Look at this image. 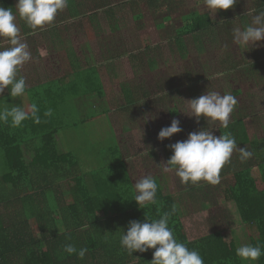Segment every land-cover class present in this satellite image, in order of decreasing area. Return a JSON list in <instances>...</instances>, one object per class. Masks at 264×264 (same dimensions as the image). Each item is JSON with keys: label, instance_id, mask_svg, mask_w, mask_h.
<instances>
[{"label": "trees", "instance_id": "16d2710c", "mask_svg": "<svg viewBox=\"0 0 264 264\" xmlns=\"http://www.w3.org/2000/svg\"><path fill=\"white\" fill-rule=\"evenodd\" d=\"M11 2L0 0V4L7 8ZM164 3L168 6L167 0H152L150 10L159 12ZM127 5L123 3L114 6L110 0H69L67 8H70L71 15L58 17L63 21L68 18L78 19L80 27L86 29L100 12L105 19L115 20ZM174 7L176 4H173ZM256 7L258 11L263 9L264 0ZM132 13L133 18L140 19L141 14L134 17L135 11ZM181 19L183 28L176 32L174 45L183 56L188 51L184 39L190 38L197 44L193 48L200 50L207 41L213 42L215 31L222 33L224 25L228 26L229 23L225 20L221 24L213 23L207 14L195 10L181 16ZM240 21L245 23V16ZM203 38L208 40L203 42ZM124 55L135 58L126 51L113 54L110 59L116 60ZM259 62L255 58L248 64L253 73L258 72ZM86 66L75 72L76 77L81 74L82 82L78 83V78L73 77L77 85L65 84L60 89L62 94L42 102L40 110L43 112L47 105L54 107L60 97H63V102L71 97L87 98V101L94 95L105 97L106 92L101 83L91 82L100 76L96 69L104 70L105 67L89 62H86ZM234 68L240 67L234 65ZM89 74L96 76L88 77ZM58 82L66 83L65 80ZM187 86L193 92L192 95L197 93L198 88L194 85ZM141 87L123 89L124 103L116 107V113L120 114L126 106L137 102L135 96L139 91L148 96ZM14 99L6 89L0 93V108L18 106ZM71 106L73 108L74 105ZM97 111L94 108L84 119L79 120L84 123L98 114L106 115L108 110ZM29 121L31 119L17 128L0 123V264H150L154 249L129 255L120 245V236L126 233L129 221L143 222L145 217L159 219L164 212H171L173 206L176 210L170 217L169 226L178 241L185 243L189 249L199 251L204 264H264V255L254 262L242 261L236 255L235 250L240 244L232 229L189 240L181 222L178 202L173 195L163 194L157 180L156 203L139 208L134 200L127 159L122 158L120 145L114 150L113 147L107 148L105 152L103 150L106 154H97V164L92 166L96 169L86 172L82 168L81 159L74 152L60 151L55 138L59 128L41 119V123H34L31 130L27 128ZM254 124L253 116L233 113L228 129L220 125L213 128L217 129L218 136L225 131L230 132L238 148L247 147L254 153L251 159L243 163L236 157L234 162L222 168L220 175L221 180L228 181L224 189L225 199L236 207L241 223L248 230L254 229L256 232L255 237L248 236L247 244L259 243L264 251V138L262 142L256 138ZM207 128L210 125L202 126V129ZM29 150L33 151L34 156L26 164L24 154ZM164 153L168 160L172 155L168 145ZM190 193L191 184L181 185V194L185 200ZM66 244H73L77 249L86 247L88 251L84 259H78L75 254H67L64 251Z\"/></svg>", "mask_w": 264, "mask_h": 264}, {"label": "rangeland", "instance_id": "374dc122", "mask_svg": "<svg viewBox=\"0 0 264 264\" xmlns=\"http://www.w3.org/2000/svg\"><path fill=\"white\" fill-rule=\"evenodd\" d=\"M167 1L168 6L164 3V7L157 14L147 11L146 7L138 6L137 12L142 15L140 19L132 20L130 0H113L114 6L128 4L115 20L105 19L103 14L99 13L86 29L85 27L71 29L61 37H55L52 60L56 62L54 64L57 76L62 77L63 71L65 73L83 70L87 68L86 62L93 65L97 63L105 67L101 71L108 83L105 97L99 98L94 95L89 101L82 100L83 106L87 107L78 112L84 117L95 108L97 112L108 110L107 114L102 116L98 114L84 123H81L80 115L77 113L70 116L68 114L67 117L63 115L65 118L63 128H59L60 131L56 134V138L59 139L57 144L62 151H71L77 157L82 156L81 165L86 172L96 169L92 166L97 164V154H106L104 152L107 148L113 147L114 150L120 145L122 150H129L123 157L128 160L127 166L133 184L135 180L151 175L159 181L164 195L175 197L180 209L181 222L189 240L232 229L238 236L241 246L248 243V236L255 237L256 232L254 229L248 230L241 223L236 207L225 199L227 179H222L217 185L203 181L191 185V193L185 200L181 194L182 184L175 173L161 172L162 164L165 163L162 155L165 145L187 139L189 133L201 130L204 125H210L207 129L218 136L217 129L213 128L220 125L218 121L211 122L201 116L197 122L194 116H189L191 112L186 101L199 97L207 89L234 95L238 104L233 113L253 116L256 138L262 142L264 40L247 49L243 48L233 43L232 29L250 23L251 17L246 15L250 9H255L256 12L264 10L263 8L258 11L256 7L263 0H238L232 8L217 10L211 14L205 8L203 0ZM16 3L17 0H12L8 7L13 8L14 13ZM173 4H176L177 14H174ZM194 10L207 14L213 23L221 24L224 20L229 23L228 26L224 25L222 33L214 32L213 42L203 38V42H207L203 45L202 51L193 48V45L197 44L190 38L184 39L188 51L183 56L174 45L175 29L183 24L181 16ZM134 11L136 12V9ZM167 15L169 18L172 17V22L167 23L162 29H157V22ZM243 16L245 23L240 21ZM59 20L61 19H55L53 22L51 26L53 32L62 33L63 29L68 30V27L63 26L78 22L73 20L62 23V20L60 22ZM16 22L22 23L21 32L25 21L17 15ZM112 44L114 46L110 48ZM126 51L135 58L124 55L116 60L110 59L113 54H123ZM255 58L260 61L257 73H253L248 65ZM73 61L77 62L72 63ZM222 61L228 62L222 64ZM234 65L240 68L235 69ZM78 82L82 80L78 79ZM189 84L198 88L195 95L188 90ZM139 85L148 96L139 91L135 96L137 102L126 106L120 114L116 113V107L124 103L123 89H136ZM173 119L180 121L182 131L163 141L158 140V132L161 128L170 126ZM83 156L87 157V160ZM236 157L241 162L238 152L233 153L230 162H234ZM31 158V154H24L26 164ZM235 165L238 166L239 163Z\"/></svg>", "mask_w": 264, "mask_h": 264}, {"label": "clouds", "instance_id": "9594fccd", "mask_svg": "<svg viewBox=\"0 0 264 264\" xmlns=\"http://www.w3.org/2000/svg\"><path fill=\"white\" fill-rule=\"evenodd\" d=\"M238 0H203L208 12L232 8ZM69 0H17L15 13L13 8L0 6V39L7 41L8 46L0 48V93L7 88L10 97H22L27 90L26 78L19 75L22 67L33 60L29 46L21 38L20 28L16 23L17 15L32 29L52 25L58 12L68 7ZM246 15L251 17L250 23L232 29L233 43L243 48L256 45L264 40V10L256 12L250 9ZM187 107L199 121L201 116L211 122H219L223 129L229 128L230 116L238 104L237 98L231 93L221 94L208 90L199 97L187 100ZM184 113V112H183ZM52 109L48 108L44 117H51ZM28 119L41 123L40 108L36 103L21 106H4L0 108V123L17 128ZM182 131L180 121L173 119L170 126L163 127L158 132L157 139L163 141ZM235 137L228 131L216 136L208 129L193 131L187 139L177 141L168 147L172 155L162 164L161 172H174L182 185H197L203 181L217 185L221 181V170L228 164L234 152L239 153L240 161L246 162L254 155L247 147L238 148ZM158 184L151 175L135 180L133 190L134 200L143 208L156 203ZM164 212L159 219L145 217L143 222L132 220L127 224L126 233L120 236V245L129 255L133 252L144 253L154 249L150 264H204L198 250L189 249L178 241L173 229L169 226L170 217L175 212ZM64 251L75 254L78 259H84L88 249H77L73 244H66ZM236 255L242 261H257L264 251L259 243L243 244L236 250Z\"/></svg>", "mask_w": 264, "mask_h": 264}, {"label": "crops", "instance_id": "0c3cea01", "mask_svg": "<svg viewBox=\"0 0 264 264\" xmlns=\"http://www.w3.org/2000/svg\"><path fill=\"white\" fill-rule=\"evenodd\" d=\"M77 1L79 2L80 0H77ZM110 1L113 2V0H110ZM151 1L152 0H130V8H131L130 13L133 14L132 12L136 9V12L134 13L135 14L134 17L137 14H140L139 12H137L138 6H142L143 8L146 7L148 9L147 11H151L150 10V7H152V4H150ZM1 5L2 4H0V6ZM2 7L7 8V6H5L4 4L2 5ZM159 12H153V14H157ZM100 13H102V12H100ZM174 14H177V12L175 11V7H174ZM64 15H68V16L71 15L70 8H65L63 11L58 12L56 19L57 20L61 19L62 23H66L68 21H73V20H78L75 18H73V19L68 18L65 21H63L62 18L58 17V16H64ZM168 16L169 15H167V17L162 18V20L160 22H157V24H156L157 29H162L167 23L172 22V17L169 18ZM131 19L137 20V19L133 18V15H132ZM61 20H59V22ZM59 22H57V23H59ZM152 22L155 23L154 20ZM181 22H182V19H181ZM16 23H17L18 27L21 29L22 25H20V24H22V23H19V22H16ZM52 25H46L43 28H38V29L34 30V29L28 27L26 23H24L22 31L20 32L21 38L27 42V44L29 46V50L31 51L32 56H33V60L27 62L22 67V69L20 70V73H19V75H22L26 78V83H27L26 93L22 97H14L15 103H17L16 105L20 106L22 103V107L25 109H27L28 105H30L31 103H36L38 105V107L41 109L40 104L42 102H45L48 99L51 100L55 96L59 97L62 94L63 91H61L60 89L63 88L65 84H67L68 86H76L77 85V84H75V81H77V80L74 81L73 77L77 78L76 77L77 74L75 75V72L77 73L78 71H66L65 73L63 71L62 77H60L61 75L57 76L56 75V64H54L56 62L54 60H52V56L54 54L53 46H54L55 37L59 38L62 36V34L70 31L71 29H74V30L79 29V27H80L79 21L76 24L75 23L70 24V26H63V27H68V30L63 29L62 33L53 32L51 29ZM73 25H76V26H73ZM182 28H183V24H181V26H178V28L175 29V33L177 31L181 30ZM55 34H57V35H55ZM7 46H8L7 41L4 39H0V48L7 47ZM48 46H51V47H48ZM195 46H197V45H195ZM194 49L197 50L196 48H194ZM199 51H202V50L200 49ZM74 62H77V61H73L72 63H74ZM96 70L100 73V76H98V79H95L94 81H91V82L93 84L100 82L101 85L105 89L107 84H108L106 81V78H105L103 72L101 71V69L98 68ZM91 75H95V74H89L88 77ZM88 77H87V80H88ZM71 78H73V79H71ZM81 78H82V76H81V74H79L78 79L81 80ZM62 80H65L66 83H59L58 82V81H62ZM6 89H5V91H6ZM63 96L66 97L65 94ZM62 98L63 97H60L58 99V102L56 103L57 105H55V106H57V108H55V106L51 108L52 112H53L51 117H44V115H43V113L48 108H50V107H48V105L45 107V110L43 112L40 110L41 119L44 122L51 123V124L53 123V125H55L57 128H63V125H62L63 119H65L63 117V115L67 117L68 114L70 116L73 113H78L79 111L85 109L84 107H87V106H83V102H81L82 100H86L87 98L74 99L73 97H71L69 99H65V102L62 101ZM79 100H80V102L78 103L77 101H79ZM71 104L74 105L73 106L74 109L72 108ZM75 111H77V112H75ZM68 112H70V113H68ZM85 116L86 115H84V117H81V115H80V118L84 119ZM31 121H33V120H31ZM31 121H29L30 123L28 125H30V126L27 125V128L32 130L35 124H34V122H31ZM60 139H61V137H60ZM58 140L59 139L56 138V142ZM165 146H164V148H165ZM60 151H62V150H60ZM128 151L129 150H127V149L122 150V147L120 146V153H121V156L123 159H127V158L123 157V155L126 154ZM26 154H31L32 158L34 156V153L32 150L27 151ZM162 156H164V159L166 162L167 161V155L164 153ZM83 157H85V156H83ZM78 158L81 159V161H83L82 156L79 155ZM85 158L87 160V157H85Z\"/></svg>", "mask_w": 264, "mask_h": 264}]
</instances>
